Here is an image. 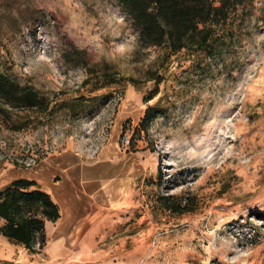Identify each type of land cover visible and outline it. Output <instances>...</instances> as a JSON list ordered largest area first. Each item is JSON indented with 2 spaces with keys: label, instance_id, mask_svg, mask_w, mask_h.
<instances>
[{
  "label": "rangeland",
  "instance_id": "374dc122",
  "mask_svg": "<svg viewBox=\"0 0 264 264\" xmlns=\"http://www.w3.org/2000/svg\"><path fill=\"white\" fill-rule=\"evenodd\" d=\"M239 3L206 58L143 46L117 0H0V73L49 104L0 103V183L63 150L132 165L117 227L53 264H264V0Z\"/></svg>",
  "mask_w": 264,
  "mask_h": 264
},
{
  "label": "trees",
  "instance_id": "16d2710c",
  "mask_svg": "<svg viewBox=\"0 0 264 264\" xmlns=\"http://www.w3.org/2000/svg\"><path fill=\"white\" fill-rule=\"evenodd\" d=\"M145 47L166 46L171 52L193 50L206 58L214 55L216 29L226 25L239 0H117ZM148 100H151L148 99ZM0 103L15 109L45 114L46 98L0 73ZM1 110V109H0ZM148 108L140 120L146 130L153 116ZM140 132V130H139ZM164 199H169L166 197ZM59 209L49 194L27 179H17L0 190V235L31 253L46 245L45 222H55Z\"/></svg>",
  "mask_w": 264,
  "mask_h": 264
},
{
  "label": "crops",
  "instance_id": "0c3cea01",
  "mask_svg": "<svg viewBox=\"0 0 264 264\" xmlns=\"http://www.w3.org/2000/svg\"><path fill=\"white\" fill-rule=\"evenodd\" d=\"M122 158L116 147L108 150L107 146L95 157L85 158L63 150L49 154L8 180L3 178L0 190L17 179L34 181L59 209L55 222H45V247L30 253V259L42 254L44 263L53 264L87 256L96 239L117 227L133 203L132 165H124ZM3 223L0 218V226ZM11 247L20 251L23 246L0 235V259L14 257L15 249Z\"/></svg>",
  "mask_w": 264,
  "mask_h": 264
},
{
  "label": "clouds",
  "instance_id": "9594fccd",
  "mask_svg": "<svg viewBox=\"0 0 264 264\" xmlns=\"http://www.w3.org/2000/svg\"><path fill=\"white\" fill-rule=\"evenodd\" d=\"M117 50H118L119 52H124V51L126 50V48L123 47V46H120V47L117 48Z\"/></svg>",
  "mask_w": 264,
  "mask_h": 264
},
{
  "label": "built area",
  "instance_id": "2783aa9c",
  "mask_svg": "<svg viewBox=\"0 0 264 264\" xmlns=\"http://www.w3.org/2000/svg\"><path fill=\"white\" fill-rule=\"evenodd\" d=\"M122 143L124 144V143H128V137L127 136H125L123 139H122Z\"/></svg>",
  "mask_w": 264,
  "mask_h": 264
}]
</instances>
